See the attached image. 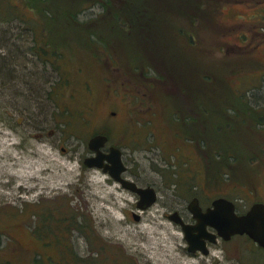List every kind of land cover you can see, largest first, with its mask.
Returning a JSON list of instances; mask_svg holds the SVG:
<instances>
[{
  "label": "rangeland",
  "instance_id": "374dc122",
  "mask_svg": "<svg viewBox=\"0 0 264 264\" xmlns=\"http://www.w3.org/2000/svg\"><path fill=\"white\" fill-rule=\"evenodd\" d=\"M230 2L221 3L217 20L231 27L238 20V35L254 26V43L263 42L264 0ZM127 4L0 0V262L33 264L42 256L45 264H64L62 257L90 256L96 264L264 263V250L240 238L211 255H191L167 216L183 209L201 180L200 146L208 180L218 150L236 146L246 155L235 162L254 167L255 180L264 176V135L223 137L216 108L237 101L233 90L248 83L259 85L254 92L262 99L264 77L254 70L264 69V43L234 55L227 46L238 41L236 32L212 26L216 19L206 28L200 1L189 0L185 13L165 23L176 39L161 46L146 33L151 22L136 25ZM224 29L231 32L226 42ZM236 70L248 76L233 77ZM96 133L122 149L130 179L157 188L150 207L138 209L137 195L83 164ZM66 238L69 246L53 241Z\"/></svg>",
  "mask_w": 264,
  "mask_h": 264
},
{
  "label": "flooded vegetation",
  "instance_id": "af4514ba",
  "mask_svg": "<svg viewBox=\"0 0 264 264\" xmlns=\"http://www.w3.org/2000/svg\"><path fill=\"white\" fill-rule=\"evenodd\" d=\"M223 1L224 0H202V21L204 20L203 22L204 25H207L206 28L220 24L221 26L228 27L229 29H232V31H235L236 32L235 35L237 36L238 41H233L231 44H228L227 49L231 48L234 55L248 53L250 51L249 48L253 46H250L248 48L247 46L254 43L255 40L254 39V35L256 34L255 28L253 26L252 29H248L246 31H243L241 28L239 31L240 34L238 35L237 30L240 27L238 24V20H236L237 24L232 27L231 24L229 25L223 21L217 20L219 19L218 15L222 13L221 3ZM249 2L250 0H232V2H230L231 3L230 5L233 6L234 4L237 3L241 4V3H249ZM212 13H214V16H212ZM239 16L240 15H237V18ZM212 19H216V24H214ZM230 33L231 32H226L225 30V33H221V36L219 37L223 42H226L224 40V37L229 35ZM249 35H251L250 38ZM262 43H264V40L263 42L257 41V43H254V46ZM231 73L233 77H237L240 79H242L245 76H248V74L245 75L243 74L244 72L240 70H236ZM254 73L257 74L256 75L257 77H264V69H256L254 70ZM203 76L207 77L208 75H203ZM257 87L259 88V85H255L253 83L242 85L240 89L237 88L233 90L232 93L233 95H235L234 98H236L237 101L229 100L228 102H224L221 104L218 103L219 105L216 104L217 112L220 116L217 117L219 120L218 130L224 134L223 137L229 138L231 140L242 139V141H249L253 139L255 135L256 136H259L258 134H260V136L264 135V95L262 94L261 100H257L258 95L256 94H258L259 92H254L256 91V89H258ZM251 95L254 100L251 99L252 98ZM249 98L251 100H248ZM221 108L223 110L219 111ZM96 134H105V133H96ZM105 135L107 136V141L104 147H102V150L104 152H108L109 147L115 145H108L109 138L107 134ZM223 137L221 136L222 139ZM200 138H201L200 142L202 143L201 133H200ZM237 147L238 146L232 149L233 151L232 150L225 151L222 148L218 150V160H219L218 162L220 163L215 167V170H213L215 177L214 179L211 180H208L209 169L206 168V166L202 165V149L201 146L199 147V149L201 150V151L199 150L200 152H198L200 166L197 169L196 173H198L201 180L199 182H196L195 184H193L192 187L189 188L190 197L188 198V201L184 205L183 209L180 207H172L169 214L167 215L169 219H170L169 215L171 213L177 212L178 218L182 220L184 223L190 225L195 224L196 220L188 208L189 203L193 200H195L196 204L200 206V208L202 209V213H207L208 211H212L213 209H215V211L220 214L231 212L235 216L246 215L252 209L254 210L255 215H261L264 213V176L262 175V178L260 180H255L256 173L255 171H253L254 167H249L248 165L243 166L241 164L239 165L238 163L235 162L236 157L240 153H242V155H246L243 153V150H240ZM64 149L65 148L62 147V150ZM120 150H121L122 161L126 165L123 159L122 149L120 148ZM255 152L256 151L254 150L252 151L254 156H251L250 161L257 163L258 154H254ZM258 152L264 153V149ZM223 153L227 154V156ZM90 154H92V152H90L87 155ZM262 155L264 154L259 155V157ZM127 171H128V167L126 165V170L123 172L122 176L127 179H130L127 175ZM133 181L136 182V184L139 186H149V185L153 186L158 197V190L154 185L151 184L141 185L137 181L135 180ZM218 200L219 203L218 205H216L215 208L214 202ZM175 224L178 225L181 229L179 223H175ZM237 238L244 239L248 241L250 244L253 243L254 246L264 250V248L258 245L254 240H252L250 238V235L246 232L232 233L229 235L227 239H224L222 235L219 233V230L215 226L209 223H205L202 226V241H203L202 245L203 248L207 250V253L204 254L203 252L200 251H196L193 253L189 252V253L195 256L199 254L200 255L204 254L205 256L211 255L213 248L233 242V240ZM185 250H187V246L185 247Z\"/></svg>",
  "mask_w": 264,
  "mask_h": 264
},
{
  "label": "water",
  "instance_id": "95a60500",
  "mask_svg": "<svg viewBox=\"0 0 264 264\" xmlns=\"http://www.w3.org/2000/svg\"><path fill=\"white\" fill-rule=\"evenodd\" d=\"M106 141L107 136L105 134L91 136L87 141V147L92 154L83 158V164L89 168L101 169L122 188L135 193L138 196L136 201L138 209L144 210L150 207L157 199L154 187L150 185L139 186L133 180L123 177L122 174L126 170V165L122 161L121 150L116 146H110L108 152H104L102 147H104ZM218 203L219 200L214 202L215 208ZM188 208L196 220L193 225L180 220L177 212L169 215L172 221L180 224L188 252L200 251L204 254L207 253L202 245V226L205 223L215 226L224 239H227L232 233L246 232L252 240L264 248V213L255 215L253 209L243 216H235L231 212L220 214L215 209L202 213V209L196 204L195 200L189 203ZM133 217L135 220H139L140 214L133 213Z\"/></svg>",
  "mask_w": 264,
  "mask_h": 264
},
{
  "label": "trees",
  "instance_id": "16d2710c",
  "mask_svg": "<svg viewBox=\"0 0 264 264\" xmlns=\"http://www.w3.org/2000/svg\"><path fill=\"white\" fill-rule=\"evenodd\" d=\"M143 1L145 2V0H143ZM168 1L170 2V0H154V1L151 0L149 5L142 6V5L134 4L135 3L134 0H128V4L126 6L128 8V13H132L134 15L136 25L138 23H140L142 25H143V23L147 24L148 22H146V21L151 22L148 25V28L150 29V31H147L146 33L149 34L152 38L154 36V38H155L154 40H156L155 42H157L161 46H168V45H170V42H169L170 40L174 41L176 39V38L168 37V35L166 33V29H168V26L166 27L165 23L167 22V24H168V21L172 19L173 15L175 13H180V11L182 13H185V12H183L184 9H188L190 7L188 5L189 0H184V2L186 1L185 3H183L181 0H177L178 1V2H176L177 5L176 4L168 5ZM199 1L201 3L200 7L202 10V0H199ZM140 17H142L143 20H141ZM19 18L21 20L22 19L24 20V18H22V17H19ZM136 25H135V27L137 28ZM138 28H141V27L138 26ZM160 53L161 54L164 53V50L161 49ZM37 232H39V231H37ZM40 239H42L44 244L46 241L49 242V240H47L43 235L40 236ZM53 241L59 245L60 244H62V245L67 244V246H69V242H68L69 239H67V238L66 239H57V240H53ZM43 260H45V259L42 256L41 257L38 256L37 258L35 257L33 264H45V262ZM59 260L63 261L64 264H96L97 258H92L89 256L86 258L85 257H78V258H74L71 260V259H68L67 257H62ZM0 264H7V263L0 262Z\"/></svg>",
  "mask_w": 264,
  "mask_h": 264
}]
</instances>
